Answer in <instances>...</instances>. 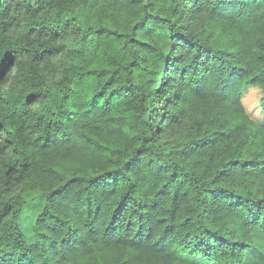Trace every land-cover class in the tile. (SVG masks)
Segmentation results:
<instances>
[{"label":"trees","instance_id":"trees-1","mask_svg":"<svg viewBox=\"0 0 264 264\" xmlns=\"http://www.w3.org/2000/svg\"><path fill=\"white\" fill-rule=\"evenodd\" d=\"M249 86L264 0H0V264H264Z\"/></svg>","mask_w":264,"mask_h":264},{"label":"rangeland","instance_id":"rangeland-1","mask_svg":"<svg viewBox=\"0 0 264 264\" xmlns=\"http://www.w3.org/2000/svg\"><path fill=\"white\" fill-rule=\"evenodd\" d=\"M262 93L263 92L260 87L249 86L245 89L243 95V103L248 113L252 114V116L260 120L264 119V112L260 106V97L262 96ZM32 213H33V209L29 208L27 210L25 217L22 219V228L25 231V234L27 235L28 239L30 240L32 238V228L30 227L31 226L30 214Z\"/></svg>","mask_w":264,"mask_h":264}]
</instances>
